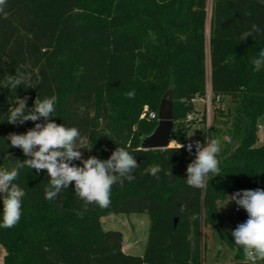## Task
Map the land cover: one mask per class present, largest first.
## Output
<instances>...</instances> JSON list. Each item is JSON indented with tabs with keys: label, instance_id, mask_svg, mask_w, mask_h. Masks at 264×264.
I'll return each instance as SVG.
<instances>
[{
	"label": "trees",
	"instance_id": "16d2710c",
	"mask_svg": "<svg viewBox=\"0 0 264 264\" xmlns=\"http://www.w3.org/2000/svg\"><path fill=\"white\" fill-rule=\"evenodd\" d=\"M206 8L207 0H7L0 13V81L15 75L21 65L22 71L32 73L34 85L37 76L42 81L30 89L21 85L16 93L0 88V167L10 169L27 158L2 138L34 127L31 121L6 122L15 96H28L32 107L36 95H55L53 118L80 130L86 138L85 149H80L84 159H107L123 146L140 168L133 181L113 186L108 209L91 205L83 218L74 182L48 201L46 170L22 169V217L14 228H0L1 264H203L204 227L219 241L217 255L226 248L235 264H250L223 224V208L216 209L224 201L221 195L264 188V137L257 143L258 118L264 113V68L256 72L251 64L264 49V3L212 0L208 41ZM252 24L262 34L239 41ZM206 66L213 117L196 140L229 136L231 143L222 140L220 176L196 189L185 180L195 149L190 155L185 149L176 151V145L190 142L187 114L194 111L196 99H205ZM168 90L173 111L170 141L175 145L142 149L141 136L157 124V118L141 116L142 108L158 112ZM129 91H135L134 99L126 96ZM223 97L233 105L227 113L219 107ZM201 121L206 124L205 112ZM220 123L228 125L226 133ZM154 164L163 167L159 180L146 171ZM111 212L148 215L141 255L123 250L120 230L102 229L100 217ZM234 219L236 227L246 219L245 210L235 211Z\"/></svg>",
	"mask_w": 264,
	"mask_h": 264
},
{
	"label": "clouds",
	"instance_id": "9594fccd",
	"mask_svg": "<svg viewBox=\"0 0 264 264\" xmlns=\"http://www.w3.org/2000/svg\"><path fill=\"white\" fill-rule=\"evenodd\" d=\"M264 3V0H260ZM7 0H0V13L4 12ZM262 34L261 28L252 24L251 28L244 31L239 41L248 37ZM254 71L259 72L264 68V49L251 59ZM21 65L16 69L15 75H8L0 81V88H7L16 93L21 85L26 89L35 88L42 77L37 76V84H33L31 72L22 71ZM126 96L135 98V91H129ZM28 96L23 98L15 96L13 107H9L7 123L23 125L28 121L34 127L25 133H9L3 140L10 141L9 147L22 150L26 159L17 160L14 167H0V199L3 210L0 213V228H14L22 217V204L26 196L25 189L18 183L22 169H35L37 173L46 170L48 183L44 189V198L53 201L59 194L75 186L74 195L82 201V210L79 215L83 218L91 205L100 209H108L111 205V194L114 185L124 186L125 181L135 179V171L140 168L136 157L123 146H117L107 159L97 156L83 158L80 149H85L86 138L75 127H67L63 123L57 124L53 118L56 111L57 97L55 95L41 98L36 95L32 107H28ZM43 120V122H39ZM194 132L187 134L190 142L177 143L176 151L185 149L190 155L195 149V159L186 166V184L196 189L209 186V181L220 176V160L222 140L231 143V137L212 138L211 135L203 142L192 140ZM91 150V149H90ZM89 150V151H90ZM80 161V165L73 163ZM147 173L159 180V173L163 171L160 164L147 168ZM224 201L216 209L219 211L235 202L238 208H243L247 213L246 219L237 224L231 231L235 245L243 249L246 261L257 264L264 261V188L242 189L235 193L221 195ZM227 241L225 240V243ZM223 247V246H221Z\"/></svg>",
	"mask_w": 264,
	"mask_h": 264
},
{
	"label": "rangeland",
	"instance_id": "374dc122",
	"mask_svg": "<svg viewBox=\"0 0 264 264\" xmlns=\"http://www.w3.org/2000/svg\"><path fill=\"white\" fill-rule=\"evenodd\" d=\"M209 0V4L210 5ZM206 39L208 41V28H209V15L206 16ZM207 50H208V44H207ZM208 71L209 68L206 66V78L208 77ZM194 105V111L187 114V120H188V134L194 132L192 140H196L200 137L204 129L206 128L207 124H204L201 119L202 115L205 112L206 118L208 119V126L211 125V120L213 117V110L210 106V103L207 102L205 99H196L193 102ZM232 104L229 102L227 97H223L220 102V108L227 113L229 109L232 108ZM191 117V118H189ZM218 118L223 121L225 117L218 116ZM207 121V120H206ZM219 127L223 130V132L226 133V129L228 125H225L223 123L218 124ZM258 141L259 143V135L264 134V113L259 116L258 118ZM264 135L261 136V139H263ZM189 140V138H188ZM190 141V140H189ZM171 145H175L173 141L170 142ZM235 202L229 204L227 207L222 209V213L224 215L223 217V224L226 226L227 229L235 228L236 220L234 219V206ZM247 216V213H246ZM101 227L104 230L108 229H115L120 230L123 234V246L124 250L133 255H141L144 250V246L147 239L148 234V226H149V218L148 215L145 212H130V213H108L105 215H102L100 217ZM203 236L205 239V254L206 258L203 264H235L232 255L233 253L228 249H223L221 252L217 255V249L219 247V241L212 232V230L209 227L203 228ZM202 250V249H201ZM4 254L3 248L0 246V264L2 263V257ZM246 260V259H245ZM257 264H262L261 261H257Z\"/></svg>",
	"mask_w": 264,
	"mask_h": 264
},
{
	"label": "water",
	"instance_id": "95a60500",
	"mask_svg": "<svg viewBox=\"0 0 264 264\" xmlns=\"http://www.w3.org/2000/svg\"><path fill=\"white\" fill-rule=\"evenodd\" d=\"M157 124L151 133L141 136L140 148L157 149L170 146L173 129L172 90L166 91L158 105ZM221 235L218 225L214 226Z\"/></svg>",
	"mask_w": 264,
	"mask_h": 264
},
{
	"label": "built area",
	"instance_id": "2783aa9c",
	"mask_svg": "<svg viewBox=\"0 0 264 264\" xmlns=\"http://www.w3.org/2000/svg\"><path fill=\"white\" fill-rule=\"evenodd\" d=\"M209 4V0H207V8H206V16L207 14L209 15V24H210V13H211V4H212V0L210 1V5ZM205 99L207 100L208 103H210V91H209V71H208V77H207V91H206V95H205ZM204 99V100H205ZM157 112L151 108H149L147 105H144L142 108V114L141 116H145L148 119H155L157 118ZM191 118V117H189ZM206 124L208 126V119L206 118ZM234 210L238 211L239 208L237 205L234 206Z\"/></svg>",
	"mask_w": 264,
	"mask_h": 264
},
{
	"label": "crops",
	"instance_id": "0c3cea01",
	"mask_svg": "<svg viewBox=\"0 0 264 264\" xmlns=\"http://www.w3.org/2000/svg\"><path fill=\"white\" fill-rule=\"evenodd\" d=\"M264 134H262V135H259V143L262 141V139H261V136H263ZM171 144V143H170ZM123 250H124V246H123ZM206 264V263H205Z\"/></svg>",
	"mask_w": 264,
	"mask_h": 264
}]
</instances>
